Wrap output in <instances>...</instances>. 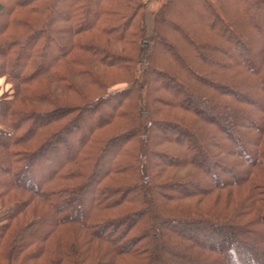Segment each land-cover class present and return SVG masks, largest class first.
<instances>
[{
  "label": "trees",
  "instance_id": "1",
  "mask_svg": "<svg viewBox=\"0 0 264 264\" xmlns=\"http://www.w3.org/2000/svg\"><path fill=\"white\" fill-rule=\"evenodd\" d=\"M1 77L0 264H264V0H0Z\"/></svg>",
  "mask_w": 264,
  "mask_h": 264
},
{
  "label": "rangeland",
  "instance_id": "2",
  "mask_svg": "<svg viewBox=\"0 0 264 264\" xmlns=\"http://www.w3.org/2000/svg\"><path fill=\"white\" fill-rule=\"evenodd\" d=\"M156 7H158V4H155V5H154V8H156ZM144 58H145V54L142 55V60H144ZM1 78H5V81H6V77H1ZM6 83H7V82H6ZM9 84H10L9 90L13 91V90H12V84H11V83H8L7 86H8ZM7 86H6V88H8ZM4 91L6 92V90H5L4 88L2 89V85H1V86H0V94H1V96L5 93ZM0 128H1V129H4L2 126H0ZM192 141H193V140H192ZM20 203H21V202H19V201H17V202L15 201V202H13L12 204H10V206H8V207H3V205L0 203V217L6 212V210H8L9 208L17 207L18 205H20ZM33 219H34V221H35V220H38V219L35 218V217H33Z\"/></svg>",
  "mask_w": 264,
  "mask_h": 264
},
{
  "label": "crops",
  "instance_id": "3",
  "mask_svg": "<svg viewBox=\"0 0 264 264\" xmlns=\"http://www.w3.org/2000/svg\"><path fill=\"white\" fill-rule=\"evenodd\" d=\"M8 83H6L5 81V78H0V86L2 85V89L4 88L6 90V92H9V87H10V84L7 86ZM6 86L8 88H6ZM5 92V91H4ZM0 97H1V94H0Z\"/></svg>",
  "mask_w": 264,
  "mask_h": 264
}]
</instances>
